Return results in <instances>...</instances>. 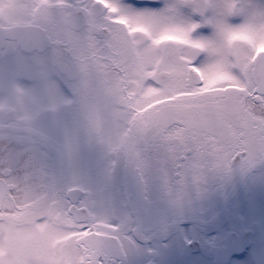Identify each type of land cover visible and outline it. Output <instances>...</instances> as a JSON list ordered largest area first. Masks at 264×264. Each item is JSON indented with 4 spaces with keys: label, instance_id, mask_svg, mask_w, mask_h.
I'll list each match as a JSON object with an SVG mask.
<instances>
[{
    "label": "snow or ice",
    "instance_id": "snow-or-ice-1",
    "mask_svg": "<svg viewBox=\"0 0 264 264\" xmlns=\"http://www.w3.org/2000/svg\"><path fill=\"white\" fill-rule=\"evenodd\" d=\"M42 2L63 42L49 79L141 177L179 187L264 162V0ZM117 240L95 205L0 172V264H111Z\"/></svg>",
    "mask_w": 264,
    "mask_h": 264
},
{
    "label": "flooded vegetation",
    "instance_id": "flooded-vegetation-1",
    "mask_svg": "<svg viewBox=\"0 0 264 264\" xmlns=\"http://www.w3.org/2000/svg\"><path fill=\"white\" fill-rule=\"evenodd\" d=\"M48 19L40 17L18 24L0 19L2 27L38 28L50 42L43 50L25 51L18 43L6 41L0 52V172L11 168L20 176L30 177L34 184L44 183L80 205L87 201L101 208L96 193L82 184L83 170L77 171L82 160L99 158L101 144L87 134L80 113L71 103V93L67 89L61 93L49 79L48 73L57 70L59 58L54 57L56 53L60 57L63 43L53 34ZM117 163L127 173V184L123 191L107 198V206L122 204L126 217L112 215L124 240L109 245L106 259L111 264H244L249 254V260L264 255V251L251 252L253 239H264V225L259 220L255 219L253 230L241 227L229 231L223 228L229 223L228 204L211 209L214 212L210 214H195L196 219L190 218L194 213H183V204L168 205L163 210L161 204L153 202L154 184H149V179H157L156 188H164L157 170L150 167L141 177L125 156ZM251 169L256 170L253 184L259 187L264 183V162L241 173ZM220 172L223 177L228 174ZM136 174L144 186V197L140 199L131 192ZM70 191L75 192L68 195ZM214 215L222 217L221 225L207 223L218 220L210 219ZM166 217L169 220L165 221ZM249 231L253 233L251 246L242 256L226 259L230 253L219 252L231 233Z\"/></svg>",
    "mask_w": 264,
    "mask_h": 264
},
{
    "label": "rangeland",
    "instance_id": "rangeland-1",
    "mask_svg": "<svg viewBox=\"0 0 264 264\" xmlns=\"http://www.w3.org/2000/svg\"><path fill=\"white\" fill-rule=\"evenodd\" d=\"M125 2L137 6L143 5L136 4L131 0H125ZM154 6L158 8L163 7L164 0H159ZM55 11V9L45 6L42 0H0V19L7 24L31 22L40 17L43 20H47ZM52 31L58 41L63 43L58 32L53 29ZM54 58H59L58 53L55 54ZM99 152L100 155L97 160H82V167L80 165L79 170H77H83L84 172L82 184L93 193H96V199L102 204L101 208L96 206L97 211L111 217H126L125 209L122 204L117 203L112 208L107 206L108 197L113 194L116 195L126 188L127 173L124 171L123 166L117 163L124 155L110 152L106 144H101ZM241 172L242 169L237 167L228 171V174L223 177L220 171H210L199 184L188 183L179 187L175 185H165L163 189L156 188L154 182H156L157 179H149L150 186L151 183H153L155 189L152 200L156 204H161L163 210H165L168 205L183 204L185 205L182 207L184 209V214L194 213V215L190 217L191 219H196L195 214H210L214 212L211 211V209H221L223 206L220 205L228 204L229 223L228 227L223 228L229 231L241 227L252 228L253 230L256 220H259V222L264 225V213L262 211L264 210V183H261L259 187L254 186L255 184L253 183L256 176L255 169H251L250 172H246L245 174ZM249 186L254 187L249 188ZM172 188H175L177 191L176 196L171 194ZM164 219L165 221L169 220L168 217ZM210 219H218L212 221L213 223L206 221L208 224L212 225H221L223 221L222 217L216 218L215 215L211 216ZM200 223L199 221L193 224ZM169 233L170 232H167L166 234ZM262 235L264 237V231ZM263 240L264 239L259 236L255 237V239H253L251 252H263ZM258 255L257 253L256 256ZM249 259H251L250 254L244 264H264L263 254H261L258 259Z\"/></svg>",
    "mask_w": 264,
    "mask_h": 264
},
{
    "label": "water",
    "instance_id": "water-1",
    "mask_svg": "<svg viewBox=\"0 0 264 264\" xmlns=\"http://www.w3.org/2000/svg\"><path fill=\"white\" fill-rule=\"evenodd\" d=\"M132 1L136 4H146L149 2V0ZM6 41L18 43L25 51L43 50L50 44L45 38L43 31L29 26L11 28L0 26V52L4 48ZM74 192L70 191L68 195L74 194ZM131 192L139 199L144 197L143 181L138 174L133 177ZM252 236L253 233L250 231L239 235L231 233L227 238L225 247L220 249L219 252H229L230 255L226 256V259H231L233 256L240 257L251 246ZM219 258L221 259V256Z\"/></svg>",
    "mask_w": 264,
    "mask_h": 264
}]
</instances>
